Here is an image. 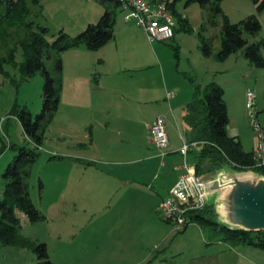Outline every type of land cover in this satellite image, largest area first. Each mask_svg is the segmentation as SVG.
<instances>
[{
  "label": "rangeland",
  "instance_id": "rangeland-1",
  "mask_svg": "<svg viewBox=\"0 0 264 264\" xmlns=\"http://www.w3.org/2000/svg\"><path fill=\"white\" fill-rule=\"evenodd\" d=\"M165 1L178 13L175 15V36L165 41H151L145 30L140 25L136 26V20H128L135 28L130 40L123 30L120 31L121 54L134 61L139 58L142 64L152 66L148 65L143 70H122L119 77L127 81L133 75L147 76L160 85L166 84L158 93L162 99L160 102L166 98L168 89L176 93L173 86L184 78L203 80L205 84L213 78L226 90L224 98L231 110L229 133L239 129L244 149L253 151L258 137L250 118L247 92L252 90L255 94V111L264 127V67L252 64L241 49L225 60H220L218 53L222 49L224 15L236 23L258 13L257 4L254 0H221L222 12H218L213 3L201 6L196 2L187 4V0ZM39 4H29V12H16L0 24V56L6 57L3 71H0V200L5 198L6 169L20 148L39 153L35 161L23 163L22 169L30 172L26 179L30 198L44 217L31 222L25 211L18 208L19 234L34 243H45L52 264H264V249L226 240L224 234L201 221H193L183 231H178L159 210L154 209L162 222V226L157 228L149 222V213L129 208L125 189L114 184L112 178L106 182L99 176L104 173L102 168L112 170L116 168L117 160L126 162L129 156L117 152L104 153L107 154L104 158L96 160L106 163H90L83 158L94 150L88 149L87 143L81 148L76 141L84 138L89 124L97 125L99 114L95 109L103 107L100 103L103 99L99 96L107 91L99 85L100 80L106 77H102V57L99 48L90 49L85 43L66 50L59 49L58 45L76 37L90 23L99 22L106 8L116 14V30L123 14L110 0H40ZM1 11L4 12L5 7ZM258 15L262 25L260 33L257 36L244 33L249 42L264 41V10ZM180 17L185 20L181 21ZM41 27L49 30L44 32ZM61 31L66 37L61 38ZM32 33L40 34L50 46V49L45 47L42 60L55 79L60 97L54 116L42 123V145H37L26 134L17 118L20 109L29 110L35 118L43 108L46 77L40 70L33 74L24 70L27 39ZM55 44H58L57 48ZM205 45L210 55L205 54ZM262 54L264 56V44ZM59 57L62 60L61 71L57 67ZM124 89L114 94H118L122 103L126 100L119 97L126 92ZM172 103L173 100H167L169 108H173ZM156 105V101L148 104L147 117L155 115ZM74 106H77V111L73 110ZM125 116L124 119H130L127 113ZM131 126L137 131L133 137L110 134L111 139H116V151L138 146L145 149V141H152L151 134L145 131L142 123ZM113 127L116 128L114 123ZM167 128L168 133L172 129L176 131L181 143L176 127L169 124ZM185 160L194 163L193 153H188L186 159L183 156L182 163ZM228 173L264 176L252 169L224 168L201 178L207 181L219 178L222 181ZM164 181L165 177L160 176L158 182L161 186H164ZM134 185L137 205L150 202V199L146 200V186L139 182ZM161 192L164 198L169 196L163 189ZM221 194L222 191L210 194L208 203L215 204L222 220L219 210ZM37 260L34 246L0 243V264H36Z\"/></svg>",
  "mask_w": 264,
  "mask_h": 264
},
{
  "label": "trees",
  "instance_id": "trees-1",
  "mask_svg": "<svg viewBox=\"0 0 264 264\" xmlns=\"http://www.w3.org/2000/svg\"><path fill=\"white\" fill-rule=\"evenodd\" d=\"M113 1L118 4L117 0ZM39 2L40 0H0V24L5 19L13 17L16 12H29V4L40 5ZM191 2L199 3L201 6H208L213 3V8L218 12H222L221 0H187V4ZM254 2L257 4L258 13L264 10V0H254ZM2 7H5L4 12L1 11ZM174 11L175 15H178L175 9ZM258 13H252L236 23L230 22L228 16L224 15L222 49L218 53L220 60H225L241 49L252 64L264 67L263 39L249 42L248 38L244 36V33L252 36H257L260 33L262 25ZM180 20H185V18L180 17ZM115 22V12L106 8L99 22L90 23L76 37L65 44H55V47L57 48L56 45H58L59 49L66 50L85 43L90 49H98L115 37ZM41 29L44 32L49 30L47 27H41ZM175 30L177 31V27ZM61 32V38L66 37L64 31ZM27 41L24 70L30 74L40 70L46 77L43 94L44 102L42 111L35 118L25 108L18 111L17 118L26 134L37 145H42L44 139L42 123L46 120L50 121L54 116L59 107L60 97L55 79L50 75L42 60L45 47L50 49V46L37 33H32ZM204 50L206 55H210L206 45ZM4 59H6L5 56H0V71H3ZM57 67L60 71L62 70L60 57ZM194 84L193 96L184 106V121L187 125L184 135L187 143L191 146L189 153L194 155L197 174L205 178L224 168H231L240 171L252 169L264 175V167L255 165L254 150H245L240 138L229 133L230 117L224 98V88L215 81L205 85ZM38 154L32 149L21 147L14 161L6 169L5 198L0 200V243L15 246H34L38 259L36 264H52L45 243H34L27 240L18 231L20 228V219L17 215L18 208L25 211L31 222L41 220L44 217L30 198L29 188L26 184L30 172L22 169L23 163L35 161ZM190 217L194 222L201 221L217 232L224 234L226 240H232L234 243H248L264 249V230L247 231L225 226L219 219L215 204L208 203L203 209L192 211Z\"/></svg>",
  "mask_w": 264,
  "mask_h": 264
},
{
  "label": "crops",
  "instance_id": "crops-1",
  "mask_svg": "<svg viewBox=\"0 0 264 264\" xmlns=\"http://www.w3.org/2000/svg\"><path fill=\"white\" fill-rule=\"evenodd\" d=\"M111 1L120 9V11H122L123 19L120 20L117 30L115 29V37L99 48V52L102 57L100 60L103 69L102 77L106 76L105 79L100 80L99 85L102 89L106 88L107 91L102 92L99 96L101 99H103V102L100 101L103 107L95 109L99 114V121L97 125L95 123H92L91 125L89 124V130L86 129L87 132L84 134V138L82 140L77 139L76 142L81 148L85 147L87 143L88 149L94 150L93 153L83 157L88 159L90 163H106L96 160L104 158L109 153L117 152V154L129 156L126 162L125 160H117L119 162H117L116 168L112 170L106 171L102 168L104 173L99 174V176H101L106 182L109 181L108 178H112L114 180V184L124 188V194L125 198L128 199L127 205L129 208L136 209L135 211L141 209L149 213V222L158 228L162 226V222L157 218L154 209L159 210V203L164 198L161 196V191L163 189L166 194H169L171 188L175 185L183 171V168L181 167L183 155L180 152V148L184 142H187L184 135L187 128V125L184 121V106L191 100L193 96L195 87L192 81L194 80H187L184 78L182 81L178 82V84H173V87H175L177 91L175 96L169 100L167 98L166 92V98H163V102H160L162 99L158 96V93L162 90L164 85L166 86V84L162 83V85H160L151 77H136L135 75H133L131 79L123 81L119 77L122 70H143V68L148 67V65H152L142 64L143 62L139 58H136L137 60L134 61L133 59L124 57L121 54V49H123V46L122 44H119L120 31L123 30V33L127 34L128 40H130L132 31L135 27L134 25L131 26L130 23H128V20L125 19V13L121 7L115 1ZM136 26H139V24L137 23ZM134 64L138 65L134 68L127 67L128 65ZM211 79L213 78H210L208 81H216ZM164 81L167 83L166 79H164ZM194 83L205 85L203 80L202 82L196 80ZM220 85L224 87L222 84ZM123 88H125L124 90L126 91V94L122 93V97L119 98L125 99V103H122V101L118 99V94L114 95L116 92H121L122 90L120 89ZM167 100H173V108L168 107ZM154 101L157 103V111L155 112L154 116L147 117V106L149 103H153ZM226 103L231 120L230 105L227 100ZM73 110L77 111V106H74ZM125 113H127V116L129 115L128 117H130V119L125 118L126 121L124 119V117H126ZM158 116L165 117L166 126L170 124L173 126V128L176 127L178 135L182 140L181 143L179 142L176 131L172 129L171 133H168L169 146L166 149L165 155L160 154L153 142H149L147 140L145 141L147 143V147H145V149L141 146H138L118 148L119 151H116V139L112 138V140L110 134H125L128 137H133L134 135H137V131L132 129L131 125L137 123H142L144 125L145 131L148 130L150 133V127ZM113 123L116 125V128L113 127ZM234 129L237 130L236 127ZM237 131L238 132H232V134H230L233 136H238L242 141L239 135V129ZM143 137L146 139L145 135H143ZM131 156L133 157L131 158ZM138 163L143 164L138 166ZM96 167H98L97 164ZM98 169L101 168L98 167ZM160 176L165 177V181L162 183L164 186H161L158 182ZM142 178L144 179L141 180ZM135 182H139L146 186V200L150 199V202L144 201L137 205L135 202V192H137L136 188H134ZM165 236L166 235H164V237Z\"/></svg>",
  "mask_w": 264,
  "mask_h": 264
},
{
  "label": "built area",
  "instance_id": "built-area-1",
  "mask_svg": "<svg viewBox=\"0 0 264 264\" xmlns=\"http://www.w3.org/2000/svg\"><path fill=\"white\" fill-rule=\"evenodd\" d=\"M117 2L125 13V19L136 20L151 41H165L175 36L177 21L169 2L165 0H117ZM174 96L175 92L173 90L167 91L169 100ZM247 97L251 122L258 137L254 149L255 165L263 167L264 127L257 118L254 92L248 90ZM150 134L151 140L160 154L165 155L169 146V135L164 116H158L154 120L150 127ZM190 148L191 146L187 142H184L180 148V152L185 159ZM181 167L183 172L171 188L169 196L160 201L158 208L162 217L178 231H182L193 223L190 217L192 211L203 209L208 204L207 180L197 174L194 163L185 160Z\"/></svg>",
  "mask_w": 264,
  "mask_h": 264
},
{
  "label": "water",
  "instance_id": "water-1",
  "mask_svg": "<svg viewBox=\"0 0 264 264\" xmlns=\"http://www.w3.org/2000/svg\"><path fill=\"white\" fill-rule=\"evenodd\" d=\"M208 196L222 191L220 221L232 229L264 230V176H238L228 173L224 180L207 181Z\"/></svg>",
  "mask_w": 264,
  "mask_h": 264
},
{
  "label": "bare ground",
  "instance_id": "bare-ground-1",
  "mask_svg": "<svg viewBox=\"0 0 264 264\" xmlns=\"http://www.w3.org/2000/svg\"><path fill=\"white\" fill-rule=\"evenodd\" d=\"M220 207H221V205H220Z\"/></svg>",
  "mask_w": 264,
  "mask_h": 264
}]
</instances>
